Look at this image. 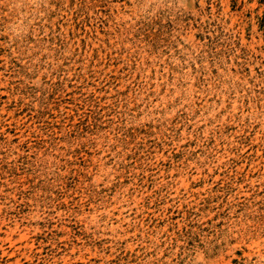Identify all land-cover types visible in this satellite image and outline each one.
<instances>
[{
    "label": "rangeland",
    "instance_id": "1",
    "mask_svg": "<svg viewBox=\"0 0 264 264\" xmlns=\"http://www.w3.org/2000/svg\"><path fill=\"white\" fill-rule=\"evenodd\" d=\"M0 264H264V0H0Z\"/></svg>",
    "mask_w": 264,
    "mask_h": 264
}]
</instances>
